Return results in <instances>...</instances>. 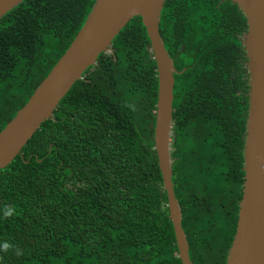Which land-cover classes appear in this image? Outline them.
Segmentation results:
<instances>
[{
	"label": "trees",
	"instance_id": "obj_1",
	"mask_svg": "<svg viewBox=\"0 0 264 264\" xmlns=\"http://www.w3.org/2000/svg\"><path fill=\"white\" fill-rule=\"evenodd\" d=\"M96 0H23L0 18V131ZM245 15L231 0H166L174 61L172 180L193 264H226L244 182ZM157 65L134 16L0 170V264H182L154 149ZM19 249L21 255H16Z\"/></svg>",
	"mask_w": 264,
	"mask_h": 264
},
{
	"label": "water",
	"instance_id": "obj_2",
	"mask_svg": "<svg viewBox=\"0 0 264 264\" xmlns=\"http://www.w3.org/2000/svg\"><path fill=\"white\" fill-rule=\"evenodd\" d=\"M23 0H0V18ZM166 0H96L83 27L34 90L29 100L0 131V170L21 154L42 123L54 117L60 100L72 85L96 64L102 52L134 16H141L157 65L158 100L154 149L167 194L169 217L174 227L178 257L193 264L182 225L173 175L174 74L177 70L159 31ZM245 15L247 29L240 40L244 47L249 83V106L244 136V182L238 220L226 264H264V0H231Z\"/></svg>",
	"mask_w": 264,
	"mask_h": 264
},
{
	"label": "clouds",
	"instance_id": "obj_3",
	"mask_svg": "<svg viewBox=\"0 0 264 264\" xmlns=\"http://www.w3.org/2000/svg\"><path fill=\"white\" fill-rule=\"evenodd\" d=\"M10 245L8 243L0 244V251L6 252L9 249ZM16 255H21V252L19 249L15 250Z\"/></svg>",
	"mask_w": 264,
	"mask_h": 264
}]
</instances>
